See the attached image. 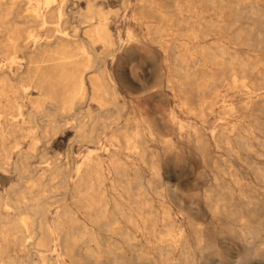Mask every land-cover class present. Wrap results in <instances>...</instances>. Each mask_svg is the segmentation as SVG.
I'll list each match as a JSON object with an SVG mask.
<instances>
[{
    "label": "rangeland",
    "instance_id": "1",
    "mask_svg": "<svg viewBox=\"0 0 264 264\" xmlns=\"http://www.w3.org/2000/svg\"><path fill=\"white\" fill-rule=\"evenodd\" d=\"M43 2L40 5L46 11ZM64 4V12L62 16L56 15L58 22L54 26L71 35L74 27L87 25L82 23L85 14L82 8L87 0H66ZM94 6L111 12L110 28L118 39H123L115 55L99 63L120 93L118 101L122 111L113 109L109 115L121 116V119L118 123H109L105 131L103 125H94L96 134L104 143L110 142L114 132L124 126V115L136 111L145 118V162L137 157L139 170L136 172L128 163L123 174L122 169L113 167L109 154L100 151L103 175L99 181L92 176L94 183L89 199L108 203L110 225L107 227L90 217L87 196L74 190L78 179L75 170L90 149L98 148L97 140L81 136L74 128L77 121L64 125L54 139L47 134L51 125L45 112H54L62 119L70 111L63 104L55 109L43 101L36 82L24 78L28 64L25 52H20L23 59L10 67L12 78L29 90L0 95V165L7 169H0V197L10 202L12 209L3 208L0 214L3 220H8L14 212H27L30 230L24 229L23 233H33L24 250L17 235H12L7 253L25 264H99L98 257L105 263L109 258L116 259L117 264H264V179L257 172L259 167L264 168V100L261 99L264 94V0H94ZM29 7L27 0H16L7 19L26 20L31 15ZM20 28L26 37L31 29L42 39L48 34L45 26ZM128 29L133 30L134 37H128ZM221 46L226 50L224 54L219 49ZM97 49L101 51L103 45L98 44ZM176 51L188 62L183 65L176 61ZM231 56L250 61L248 67L234 64L237 83L230 74ZM0 60L3 61L1 55ZM176 65L185 66L188 71L191 68L192 75L186 78L177 71ZM168 78L172 79L171 84ZM242 80L246 86L241 84ZM10 100L22 106V117H13L20 110L10 108ZM39 100L42 112L37 123H33L30 113ZM79 102L71 113L90 128L86 109L96 115L101 108L87 98H80ZM173 114L178 119L174 120ZM105 117L98 124H103ZM10 120H16L18 125L11 127ZM180 122H184L183 129L179 127ZM193 129L203 132L201 143L195 138L189 143L187 135ZM150 131L156 140L150 137ZM167 138L176 149L169 148ZM2 142L7 151L1 152ZM56 164L63 167L61 171L47 177L44 170ZM21 167L29 169L23 178ZM41 178L45 186H39L45 191L40 194ZM20 189L37 196L34 202H44L40 210L46 214L51 231L50 240H46L48 251L34 246L41 238L36 229L38 214L17 207L15 197ZM47 196L52 198L46 199ZM208 197L213 202L219 197V207L215 208ZM117 203L123 206L126 218L118 215ZM66 211H72L75 218L71 219ZM112 213L117 214L115 220L111 218ZM169 230L175 231L179 238L172 240ZM248 232L255 237L252 241H247L243 234ZM67 234H75L78 241L72 242ZM198 237L202 239L201 246L197 243ZM160 253L166 261L161 260ZM4 256L0 252V260Z\"/></svg>",
    "mask_w": 264,
    "mask_h": 264
},
{
    "label": "bare ground",
    "instance_id": "2",
    "mask_svg": "<svg viewBox=\"0 0 264 264\" xmlns=\"http://www.w3.org/2000/svg\"><path fill=\"white\" fill-rule=\"evenodd\" d=\"M40 1L41 0H37L36 3H34L33 0H27V4H28V6H30L29 10L31 11V15L29 17H27L26 20H24V21H17L15 19H12V20L7 19V17L10 15V12L12 11L11 9H14V7H15L16 0H10V1L0 0V26L3 27L0 29V32L3 33L2 38L0 37V55L3 57V61L0 60V95H4V96L8 95L7 94L8 91L16 93V92H19L20 90L27 89V86H24L23 84L15 81L12 78L13 70H11L12 68H10L13 65H15L17 62H19V60L23 59L19 56L20 52H25V54H26L25 59L27 60L28 66H27V71L25 73L24 78H26L32 82L33 81L36 82V88L41 90L43 101L47 105H49V107L54 106L55 109H58L59 104H63L64 105L63 108L65 110L70 111L69 114L63 115L62 119H59L58 116L54 112L46 111L45 116L48 117L49 123L51 125V128L49 131H47V134H51L52 138L54 139V135H56V133H59L60 130H62V127L64 125L70 124L73 121H77V125L74 126V128L76 129L77 132H79V134L81 136H86L91 141H93V139L97 140L98 148L90 149V151L85 156V159L83 160V162H81L80 165H78L76 170H75L78 179H77V181H75L77 183H75L76 187L74 190L79 195L84 194L85 196H87L86 197L87 198L86 199V208L88 210L92 211V213H90L89 216L92 217L93 219L98 220V222L104 224L105 226L109 227L110 221H109V216H108V211H109L108 203L102 204L101 201L96 203V202H93L92 200L89 199V196H91V195H89L90 194V188H91L92 184L94 183L92 176H96L98 181H99V179H101V177L103 175L102 172L104 170V163H103V160L100 156V151L108 153L110 156V161L113 164V167L116 170L122 169L123 174H126V172H127L128 163H131L135 167L134 169L137 172L139 170L140 166L136 163V161H137L136 158L138 157L142 162H145V157L147 155L146 147L144 144L145 130H144V126H143L145 118L142 115L137 114L136 111H134V110L124 115V117H125L124 118L125 122L123 124L124 126L118 128L114 132L110 142L104 143V141H102L96 134L95 126L103 125V129L105 131L109 128V125H110L109 123H111V122L118 123L119 120L121 119V116L113 118L112 116L109 115L113 109H116L119 112L122 111V109L119 107V101H118V97L120 96V93L118 92L115 84L112 83L111 79H109L107 77L106 69L103 68L101 65H99V63H101L107 56H114L115 52L117 51V48L119 46V43H121L123 41V39H121V38L118 39L114 35L112 29L110 28L109 19L111 17V12H109L105 9L99 8L100 6L98 8L96 6H94V0H87V4H86L85 8H82L85 12V14L82 15V23H87V25L82 26V28H79L77 26L74 27L72 29L71 35H69V33L67 34V32H65V31H59L54 26L58 22L56 19V15L62 16V14L64 12V6H65L64 3L66 0H44L43 5H44V8L47 9L46 11H44V10L42 11ZM138 1H140V0H138ZM79 2H80V0H79ZM140 7L138 6L139 10H140ZM141 10H143V9H141ZM25 12H27V11H25ZM112 13H114V12H112ZM250 14H252V13H250ZM62 18H64V17H62ZM191 20H192V18H191ZM110 21H111V19H110ZM133 22H134V20H133ZM236 24H238V23H236ZM22 25L45 26V27H47L48 34H47L45 39H42L41 37H39V35L36 31L31 29L28 32V36L26 37V36H24V34L21 31L20 26H22ZM59 25H60V22H59ZM132 29H128V37L129 38H132L135 36ZM59 33H63V34H59ZM184 34H186V32ZM189 35L190 34H188V36ZM193 35H195V34L192 33L191 37H194ZM187 38H189V37H187ZM29 42H32L33 46L29 45ZM211 42H213V41H211ZM98 44L103 45V49L101 51H99L97 49ZM219 49L223 54L226 52V50L224 49L223 46L219 47ZM203 54H204V52H203ZM243 56L245 57V55H243ZM175 60L181 61V63H183V65L188 62L186 60L185 56L182 55L180 51L175 52ZM208 62H210V61H208ZM249 62L239 60V59H237L236 56L230 57L229 63L232 65L230 74L233 76L235 83L239 82V79L236 76L234 64L237 63L241 67H248V66H250ZM220 63H222V62H220ZM7 65H9V67H7ZM164 65H165V63H164ZM258 67H260V66H258ZM176 69L178 72H180V73L182 72L183 74L182 73L181 74L184 75L186 78L187 77L189 78V76L192 75L191 68H189V71H188V68H186L185 66L176 65ZM194 70H196V68ZM194 73H195V71L193 72V75L195 76L194 79H195L197 75H195ZM198 80H200V79H198ZM167 81L170 84L173 82L171 78H168ZM218 82L221 83V80L219 81V79H218ZM245 83H246L245 80L241 81V84L244 86H246ZM207 86H208V84H207ZM196 87H198V86H196ZM87 89L90 90L88 93H87ZM27 90H29V89H27ZM80 98L81 99L87 98V100H89V101H95L98 103V105L101 108V112L99 114H96V115L92 114V112L89 109H86L87 117L90 119V125H92L90 128H87L86 124L80 122L79 121L80 119L76 118L74 113L73 114L71 113L72 108L75 105H78L80 103L79 102ZM261 99L264 100V94L262 95ZM16 104L17 103H15L11 100L9 101V107L10 108L15 109L17 107L20 110V114L13 115V117H17V116L22 117L24 115L22 110H21L22 106H17ZM259 104H261V103H259ZM40 107H41V101L40 100L36 101L34 103V108L31 111L30 117H29L31 122L37 123L38 115H40L42 112ZM71 115H74V116H71ZM103 115L106 116L103 119V124H98ZM172 117L174 120L178 119L174 114L172 115ZM15 122H16V120H10L9 125L11 127L14 125H18ZM184 122L179 123V127L181 129H183V127L185 126V125H183ZM186 124H187V122H186ZM187 126L189 127L192 125H187ZM11 129H13V128H11ZM30 131H31V129H30ZM12 132L14 133L15 130H13ZM149 133H150L149 134L150 137H152L153 140H156L154 133L151 131ZM203 136H204L203 132L201 130L197 129V130L189 132L187 135V138L189 139V143L193 138H195L199 143H201L203 141V138H202ZM183 137H185V136H183ZM80 139H82V138H80ZM167 139H169V141L167 140L168 141L167 144L169 145V148L172 150L176 149V146L172 142V140H170V138H167ZM50 140L52 141V139H50ZM51 141H50V143H51ZM253 142H254V140H253ZM2 144H3V147L1 149V152L7 151L8 150L7 146H5L4 142H2ZM35 144L36 143H34V146H36ZM47 146H49V145H47ZM246 146L251 150V146L248 143H246ZM31 150H33V149H31ZM205 152L207 153L208 151H205ZM172 154H173V152H172ZM180 154H179V156H180ZM202 158L204 161V159H205L204 156H202ZM42 159L39 161H42ZM208 159H210V158H208ZM71 161H72V159H71ZM6 163L8 164V162H6ZM72 165H73V163H72ZM62 168L63 167L56 164L52 169H45L44 171H45V174L47 175V177H51V176H55L56 173L58 171H61L60 169H62ZM151 168H152V165H151ZM0 169L7 170L6 167H2L1 165H0ZM28 170L26 169V167H21V169H20L21 178L28 175ZM209 170H210V168H209ZM257 172H258L259 176L262 179H264V168L259 167L257 169ZM68 178L69 177H67L66 179H68ZM215 178H216V176H215ZM52 179H53V177H52ZM44 182H45V180L43 178H41V182L38 184V186L39 185L45 186ZM65 182H66V180L64 181V184H65ZM95 183H96V180H95ZM34 185H33V187H34ZM38 190L41 194L42 192L45 191V188L44 187L42 188L39 186ZM21 191H20V193H16V194H19V195H16V197H15L17 207L23 208L24 210H27V211H31L32 214L33 213L38 214L36 229L40 232L41 238L37 242H34L36 244L34 246L35 247L37 246L39 248V250H43V251L47 250L48 251L49 247H48V244H46V240H48V239L50 240L51 231H49V228H48V222L46 221V217H47L46 214L40 210V208L43 206L44 202L42 200H36V202H34L37 196H35L32 193L28 194L24 191H22V192ZM92 191L93 190H91V193H92ZM50 198H52V196L46 197V199H50ZM63 199H65V198L63 197ZM207 199L214 204L215 208L219 207V202H220L219 197L217 198L218 200H215V202H213L211 197H208ZM14 204H15V202H14ZM146 204H148V203H146ZM3 208L9 210L11 208V203L5 201L4 198L0 197V211ZM215 208H214V210H215ZM10 210H12V209H10ZM116 211H117L118 215L126 218L127 215L123 209V206L120 203H117ZM65 214H68V216L71 219L75 218V214L72 211L71 212L66 211ZM167 217L168 218L171 217L170 213H167ZM111 218H114V220H115L117 218V214L112 213ZM3 219L4 218L0 214V252H3L5 254V256L0 260V262H1V264H25V262L18 261L15 257L8 254L7 252H8V248L10 246V242H11L10 237L14 234L17 235V239L19 241V245H20L21 249L24 250V249L28 248L29 244L27 243V241L32 237L33 232H29L28 234L27 233L25 234V233H23V231H24V229H27V228H28L27 230H30L29 226H28V220H30L29 216L27 215V212H14L8 220H3ZM150 220H151V218H150ZM186 220H187V218H186ZM249 224H251V223H249ZM138 225H140V224H138ZM113 227H115V226H113ZM111 229H112V227H111ZM198 229H199V227H198ZM167 230H168V228H167ZM243 234L245 235V238L247 241H252L255 238L254 235L252 234V232L243 233ZM81 235L84 236L85 233L82 232ZM168 236L172 240L179 238V235L173 230H169ZM67 237L70 238V240L74 243L78 241V237L75 234H70V235L67 234ZM126 237H128V236H126ZM161 237H163V235ZM13 238H14V236H13ZM166 238H167V236L164 239H166ZM88 239L92 240L91 237ZM108 239L110 240V238H108ZM161 242H162V240H161ZM201 242H202V239L200 237H198L197 243L200 246H201ZM70 245H72V244H70ZM74 246L77 247L76 245H74ZM262 246H264V242H263ZM81 249H84V248H81ZM56 250H57V248H56ZM75 250H78V249H75ZM84 252H86V251H84ZM126 254H128V253H126ZM131 254L132 253H130V255ZM136 254H137V252H136ZM92 255L97 256L99 254L92 253ZM119 255H120V253H119ZM160 258L162 261L167 260L163 253H160ZM97 262L99 264H101V263H103V264H117V260L111 259V258H109L107 263H105L100 257H98ZM44 264H46V263H44ZM49 264H54V263L50 262ZM178 264H180V263H178Z\"/></svg>",
    "mask_w": 264,
    "mask_h": 264
}]
</instances>
